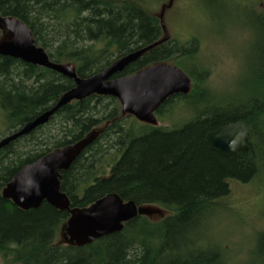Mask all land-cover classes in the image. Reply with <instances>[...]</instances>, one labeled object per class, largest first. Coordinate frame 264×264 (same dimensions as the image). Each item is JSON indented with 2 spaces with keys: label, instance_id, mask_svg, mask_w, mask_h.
Listing matches in <instances>:
<instances>
[{
  "label": "trees",
  "instance_id": "16d2710c",
  "mask_svg": "<svg viewBox=\"0 0 264 264\" xmlns=\"http://www.w3.org/2000/svg\"><path fill=\"white\" fill-rule=\"evenodd\" d=\"M139 1L0 0V16L24 23L50 62L70 65L80 78L142 48L147 49L114 77L171 63L190 78L187 93L170 95L154 111L155 124L124 113L115 97L91 94L62 105L45 124L1 148L4 264H264V210L252 245L234 261L224 242L212 240L210 223L230 209L229 180L247 183L256 177L264 186V6H250L253 40L245 74L225 92L209 82L212 65L199 53L198 38L162 39L159 17ZM73 86L71 78L49 68L0 55V138L54 106ZM179 107L185 115L170 121ZM235 121L249 130L248 150L228 159L210 149L205 136ZM93 129H99L95 140L60 172L69 207L114 192L168 213L156 221L138 214L120 231L83 246L57 244L67 211L46 202L22 210L1 191L23 165Z\"/></svg>",
  "mask_w": 264,
  "mask_h": 264
},
{
  "label": "water",
  "instance_id": "95a60500",
  "mask_svg": "<svg viewBox=\"0 0 264 264\" xmlns=\"http://www.w3.org/2000/svg\"><path fill=\"white\" fill-rule=\"evenodd\" d=\"M0 26L9 35L8 39L0 40V55L49 68L74 82V86L63 92L54 106L1 137L0 149L45 124L59 107L72 100H80L91 94L112 96L117 98L124 113L141 122L155 124L154 111L158 106L170 95L187 93L190 89V78L171 63H158L131 75L114 77L147 48L123 56L87 78H80L70 65L50 62L44 50L35 45L28 28L21 21L0 16ZM98 134L99 129H93L79 140L53 148L34 162L23 165L2 188V197L11 200L22 210L38 208L46 202L58 210L67 211L69 216L62 238L76 246L120 231L124 222L145 213L142 206L111 192L86 206L70 208L67 195L60 189V172L67 170ZM249 136L245 123L235 121L208 132L205 141L210 149L232 159L248 150Z\"/></svg>",
  "mask_w": 264,
  "mask_h": 264
},
{
  "label": "rangeland",
  "instance_id": "374dc122",
  "mask_svg": "<svg viewBox=\"0 0 264 264\" xmlns=\"http://www.w3.org/2000/svg\"><path fill=\"white\" fill-rule=\"evenodd\" d=\"M261 0H142L159 17L163 37H175L180 42L198 38L197 48L212 65L209 82L225 92L233 91L245 74L246 58L253 34L249 30L252 8L264 6ZM246 8H248L246 10ZM0 40L9 35L0 26ZM212 84V85H213ZM185 115L183 108H176L173 120ZM230 209L220 211L213 223V239L228 246L235 259L244 257V252L254 240L255 230L262 226L264 210V186L256 177L247 183L229 180ZM144 214L156 221L168 212L154 204L142 206ZM216 220V221H215ZM215 221V225H214ZM55 243H66L58 233ZM224 242V243H223ZM0 264H4L0 257Z\"/></svg>",
  "mask_w": 264,
  "mask_h": 264
}]
</instances>
